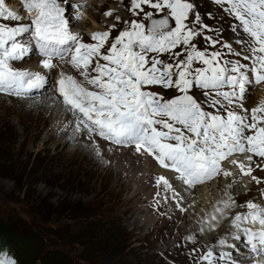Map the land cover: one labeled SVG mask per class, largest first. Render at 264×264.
<instances>
[{
  "label": "snow or ice",
  "instance_id": "obj_1",
  "mask_svg": "<svg viewBox=\"0 0 264 264\" xmlns=\"http://www.w3.org/2000/svg\"><path fill=\"white\" fill-rule=\"evenodd\" d=\"M212 2L238 22L231 30L237 33L239 50L222 40L220 30L204 24L199 13L190 18V0H129L126 10L133 19L116 17L124 28L111 39L115 23L92 32L91 43L71 31L58 0H20L26 16L0 0V94L34 100L33 93L49 84L55 69L53 94L45 102L66 115L64 127L70 128L71 138L86 140L85 146L101 159L98 139L106 142L109 153L124 155L127 150L151 158L191 193L219 177H232L236 183L234 173L222 164L231 158L241 176L260 185L264 181L253 171H264V100L251 108L246 103L264 85V0ZM200 37L203 49L197 46ZM33 46L42 71L14 67L12 62L29 56ZM155 183L172 193L183 213V198L170 178L158 175ZM260 195L264 198V191ZM225 197L202 225L214 230L232 208L246 207L231 218L233 239L243 233L249 251L260 257L257 264H264V206L253 201L237 205L227 191ZM184 240L191 243L193 237ZM218 246L232 245L220 239ZM225 260L235 264L228 253L214 258L209 249L198 264ZM0 264L17 262L0 250Z\"/></svg>",
  "mask_w": 264,
  "mask_h": 264
},
{
  "label": "rangeland",
  "instance_id": "obj_2",
  "mask_svg": "<svg viewBox=\"0 0 264 264\" xmlns=\"http://www.w3.org/2000/svg\"><path fill=\"white\" fill-rule=\"evenodd\" d=\"M58 2L65 8V18L69 21L71 31L81 34L86 43L92 42V32L105 31L115 23L116 27L110 34V39L114 38L124 28L123 23H116V17L121 21L133 19L126 10L129 0ZM190 2L194 4L190 18L199 13L204 24L220 30L222 40L232 43L239 50L240 46L234 43L237 33L231 30L238 23L234 18L212 0ZM5 7L27 15L22 11L20 0H5ZM108 11L112 14L105 17L104 13ZM226 21L232 22L229 25ZM23 22L29 23L30 20ZM197 46L200 49L205 47L202 37L198 38ZM216 48L220 49V44ZM208 50L212 48L209 46ZM37 61L33 46L29 56L12 63L17 64L16 68L28 70L31 66L35 68L32 71H42L37 67ZM56 75V70H52V79L39 93H33L36 97L34 100L0 94V250L12 256L17 264H198L199 257L209 249L213 250L214 258H218L222 251L227 253L226 247L218 246V241L225 238L221 235H232L226 218L220 219L214 230H211L202 225L203 215L207 213L206 207L198 204L199 200L195 201L192 197L190 202L193 205L188 203L190 205L185 208L187 211L181 213L163 187L156 188L155 180L151 198L143 202L144 194L137 191L141 184L137 182V186L134 185V178L129 177L127 163L124 162L125 167L119 170L112 167L110 160L106 161L107 158L101 159L93 154L91 148L85 146L88 143L86 140L65 141L70 129L58 127L55 118L57 111L54 114L53 109L56 107L45 102V96L53 94L51 88ZM260 91L264 95V85L252 91L246 107L256 105L255 99ZM16 99L25 102L33 117L41 114L46 125L41 128L40 123L18 112ZM48 109L53 111L51 117L46 112ZM58 143H61L60 148L57 147ZM98 143L106 145L99 139ZM105 151L103 154L107 155ZM74 152L88 158L95 169L82 172L74 163H70L69 156ZM224 164L223 167L231 171L230 162ZM254 170L253 175L263 177L264 181V173L255 167ZM232 180H229V184H232ZM236 181L229 189L233 191L232 197L237 205L253 201L264 206V198L258 196L259 185L251 182L247 176L246 180ZM143 185L150 194V184ZM206 191L207 195L215 197L213 189L208 188ZM199 192L195 193L199 195ZM155 196L156 199L162 197L158 200V211L155 210L156 202L152 201ZM144 205L150 209L153 217L139 210ZM234 208L240 211L246 209L239 206ZM178 211L181 217H176ZM140 214H146V217H140ZM189 235L193 237L191 243L184 240ZM109 239V243L103 242ZM238 241L240 244L241 240ZM242 241L238 252L243 253V259L247 258L243 261L245 264L256 256L248 253L245 238ZM228 254L235 264H242L239 257ZM219 264H227V260Z\"/></svg>",
  "mask_w": 264,
  "mask_h": 264
},
{
  "label": "bare ground",
  "instance_id": "obj_3",
  "mask_svg": "<svg viewBox=\"0 0 264 264\" xmlns=\"http://www.w3.org/2000/svg\"><path fill=\"white\" fill-rule=\"evenodd\" d=\"M16 5V4H15ZM23 13V12H22ZM232 21H226L227 24L230 25ZM72 28V27H71ZM73 29V28H72ZM92 30V29H91ZM17 64H14L13 63V66L15 67ZM27 68V67H26ZM35 70V68L29 66L28 67V70ZM261 93V94H260ZM260 94V95H259ZM263 96V97H261ZM256 97V96H255ZM264 95H263V92L260 91V92H257V97H256V104L261 101V100H264ZM19 106L17 107V111L20 112V113H23L24 115L26 116H29L30 119H33L35 121H37L38 123L41 124V128L44 127V124L46 125V120L44 119V117L41 116V114H35L33 117L31 115V109H27V106L26 104L24 105L25 102H21L20 100L18 101L17 99L15 100ZM36 108V107H34ZM38 109V108H37ZM55 110V113L56 114V111H57V116L55 117L56 118V122L58 124V127L60 128H65L64 125L67 123V117L65 114H62L59 110H57V108H53ZM43 110V109H42ZM44 111V110H43ZM49 113V116L51 117L52 115H54L52 112L51 109H48V111H46ZM60 112V113H59ZM48 116V115H47ZM34 122V121H33ZM70 129V128H69ZM61 130V129H60ZM70 132V131H69ZM68 133V132H67ZM68 137L65 138V141L67 142H70L72 141L73 139L71 138V133H68ZM52 136V135H51ZM67 136V135H66ZM62 141V139H60ZM59 141V140H58ZM78 142V141H77ZM56 143V142H55ZM64 143V142H63ZM68 144V143H67ZM86 144V143H85ZM103 148V150L107 151V146L105 144H100ZM58 148L61 147V143L57 145ZM92 151V149L90 150ZM103 151V153H104ZM105 151V152H106ZM125 153L126 155H122L121 153L119 152H113V153H109L108 151L106 152L107 155L103 154V157L104 158H107L106 161H109L110 160V163L112 165V167H117V169H122L123 167V163H127L128 165L126 166L128 170H130V175L129 177L132 179V181H134V185L137 186V182L141 184V186H138L137 187V191H139L140 193H143L144 196V200L143 202L149 200L151 198V195L154 191V188H155V184H154V180L156 179V177L158 175H164L166 178H170V181L173 183L175 189L180 193V195L182 196L183 198V203H182V207L186 208V205H193L191 202H190V199L192 197L193 200H199L200 202L198 204L202 205V206H205L206 207V213L207 215H210L213 211V207L216 205L217 201L221 200V199H224L226 198L225 197V192L227 191V193L231 196H233V191L230 190L229 188L226 189V184H229V180H232L233 178L232 177H229V178H224V177H219V178H216L208 183H206V185H200V186H197L195 188V190L191 193H188V192H185L184 191V188L183 186L175 181L174 179H171L172 178V173L169 172V171H166L164 169H160L159 167H156V165H154V161H151V158H146V157H138L137 155L133 154V153H127V150H125ZM94 154V152H93ZM129 156H128V155ZM237 159H240L242 162H244L245 164H247V161L244 160L243 156H237L236 157ZM231 159V158H230ZM230 159L229 161H225L226 163L230 162ZM256 160H258L259 158H254ZM70 163H74L79 169H81L82 172H87V171H92L95 169V166L94 164H92V162L86 158L83 154L81 153H72L70 156H69V159ZM223 166L225 165L224 162H222ZM154 165V166H153ZM232 168H231V171L232 172H236V176L235 178L237 180H241V179H245L246 180V176H241L240 173H239V170L237 168H235V166L231 165ZM149 167V168H148ZM153 167V168H152ZM125 169V168H124ZM150 169V170H149ZM153 169L155 171H153ZM126 170V169H125ZM260 171V170H259ZM127 172V171H126ZM253 173L255 174V170L253 171ZM260 173H264V171H260ZM262 181H263V177H259ZM145 184V186H147L148 184H150V194L147 193V188L146 187H143ZM263 186V188H262ZM217 187V190H215V188ZM156 188H158L156 186ZM213 189L214 191H212V194L213 196L215 195V197H210L209 195H207V189ZM199 195L196 194L195 192L196 191H199ZM261 191H264V183H261L259 185V193H258V196H261L260 193ZM166 192V191H165ZM166 195H169V198H171V200H174L173 202H176L175 199L173 198V195L172 193H169L167 192ZM189 195V197H188ZM187 197V199H186ZM162 197H157L156 199V196L152 199V201L156 202V211L159 210L160 208V204L158 203V200L160 199L161 200ZM152 201H149V203H152ZM168 201H170L168 199ZM194 201V202H195ZM141 201H139V204H140ZM190 203V204H188ZM175 204V203H174ZM141 205V204H140ZM140 211L142 210L143 213L146 211L147 212V216L148 217H153L152 213H150V209H147L145 207V205L143 206V208L139 207ZM186 210V209H185ZM187 211V210H186ZM231 212H228V217H225L227 219V223L229 225V228L231 229V232H232V235L229 234H223V236L221 235V237H225L224 239L228 242V244L232 245L230 248L226 247L227 248V253H230L233 257L235 258H238L239 261L242 260V264L244 263L243 261H245V259L242 258V255L243 253L242 252H238L239 248H240V245L243 244V239H244V236H243V233H239V239L241 240L240 241V244H239V241L238 239H233V234L236 233V229L235 228H232L231 227V218L234 217L237 213H243V212H246L247 209L243 210V211H240L238 209H235V208H232L230 210ZM184 213V212H183ZM178 214L176 217H181L180 214H179V211L176 213ZM201 215H203V212L200 213ZM186 215V214H185ZM196 216L197 217H200V215L198 213H196ZM204 217L206 215H203ZM140 217H146V214L144 216H142L140 214ZM204 219V218H203ZM224 219V218H223ZM198 221V219H196ZM225 224V223H224ZM227 225V224H226ZM193 226V225H192ZM195 227V226H194ZM199 227V226H198ZM174 229V227H173ZM234 230V231H233ZM215 235L216 233L213 232ZM200 235V234H199ZM219 235V234H218ZM179 236H181V234H179ZM239 244V245H238ZM237 245V246H236ZM237 247V248H236ZM226 251V250H225ZM246 251V250H245ZM247 252V251H246ZM244 252V253H246ZM248 253H251L250 251H248ZM246 255V254H244ZM252 255V253H251ZM252 256H255L254 254ZM250 258V257H249ZM250 260V259H248ZM260 260V257L259 256H256L253 260H250V261H246L245 264H257V262ZM235 261V260H234ZM241 264V263H239Z\"/></svg>",
  "mask_w": 264,
  "mask_h": 264
},
{
  "label": "trees",
  "instance_id": "obj_4",
  "mask_svg": "<svg viewBox=\"0 0 264 264\" xmlns=\"http://www.w3.org/2000/svg\"><path fill=\"white\" fill-rule=\"evenodd\" d=\"M107 239V238H106ZM104 243H109L110 242V239L109 240H107V241H103ZM108 246V245H107ZM20 253H22V252H20Z\"/></svg>",
  "mask_w": 264,
  "mask_h": 264
}]
</instances>
